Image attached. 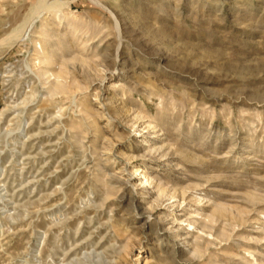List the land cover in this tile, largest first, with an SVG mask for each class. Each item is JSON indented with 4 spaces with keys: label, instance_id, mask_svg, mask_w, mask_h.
<instances>
[{
    "label": "rangeland",
    "instance_id": "obj_1",
    "mask_svg": "<svg viewBox=\"0 0 264 264\" xmlns=\"http://www.w3.org/2000/svg\"><path fill=\"white\" fill-rule=\"evenodd\" d=\"M40 1L0 0V264H264V0H43L8 48Z\"/></svg>",
    "mask_w": 264,
    "mask_h": 264
},
{
    "label": "bare ground",
    "instance_id": "obj_2",
    "mask_svg": "<svg viewBox=\"0 0 264 264\" xmlns=\"http://www.w3.org/2000/svg\"><path fill=\"white\" fill-rule=\"evenodd\" d=\"M54 5H55L54 8L60 9L62 7V5H67V2L62 1V0H55ZM43 11L45 13V12H51L52 10H51V7L49 5H47L46 1L43 2V0H42L34 8H32V11L30 12V14L14 30V35L10 38H7L10 40L8 48L10 46H13L14 44L20 42V41H23L29 35L30 31L34 27L35 22L38 20V18H40ZM9 40H8V42H9ZM121 64L124 66L125 61H122ZM121 73L123 75H126V71H122Z\"/></svg>",
    "mask_w": 264,
    "mask_h": 264
}]
</instances>
